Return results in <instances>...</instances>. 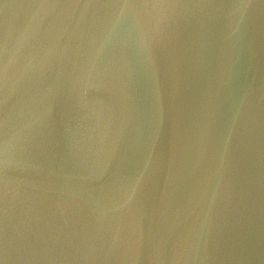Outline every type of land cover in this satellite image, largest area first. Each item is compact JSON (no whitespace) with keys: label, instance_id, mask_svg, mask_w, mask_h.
<instances>
[{"label":"water","instance_id":"95a60500","mask_svg":"<svg viewBox=\"0 0 264 264\" xmlns=\"http://www.w3.org/2000/svg\"><path fill=\"white\" fill-rule=\"evenodd\" d=\"M0 264H264V0H0Z\"/></svg>","mask_w":264,"mask_h":264}]
</instances>
